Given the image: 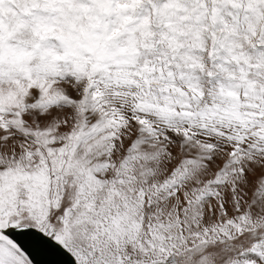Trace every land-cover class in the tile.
<instances>
[{"label":"snow or ice","instance_id":"1","mask_svg":"<svg viewBox=\"0 0 264 264\" xmlns=\"http://www.w3.org/2000/svg\"><path fill=\"white\" fill-rule=\"evenodd\" d=\"M0 264H264V0H0Z\"/></svg>","mask_w":264,"mask_h":264}]
</instances>
